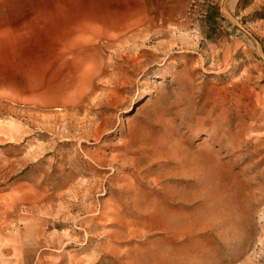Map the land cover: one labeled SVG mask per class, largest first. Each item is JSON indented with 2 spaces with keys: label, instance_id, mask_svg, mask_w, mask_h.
<instances>
[{
  "label": "rangeland",
  "instance_id": "obj_1",
  "mask_svg": "<svg viewBox=\"0 0 264 264\" xmlns=\"http://www.w3.org/2000/svg\"><path fill=\"white\" fill-rule=\"evenodd\" d=\"M54 1L10 23L0 264H264V0Z\"/></svg>",
  "mask_w": 264,
  "mask_h": 264
},
{
  "label": "crops",
  "instance_id": "obj_2",
  "mask_svg": "<svg viewBox=\"0 0 264 264\" xmlns=\"http://www.w3.org/2000/svg\"><path fill=\"white\" fill-rule=\"evenodd\" d=\"M54 0H0V80L4 79V62H5V48H6V64L7 70L10 68L9 48L11 37V22H21L28 19L38 20L36 17L41 16V7L44 5H57ZM28 6L35 7L34 11H29ZM38 10H37V8ZM34 15L35 17L26 18L27 15ZM40 20V18H39Z\"/></svg>",
  "mask_w": 264,
  "mask_h": 264
},
{
  "label": "water",
  "instance_id": "obj_3",
  "mask_svg": "<svg viewBox=\"0 0 264 264\" xmlns=\"http://www.w3.org/2000/svg\"><path fill=\"white\" fill-rule=\"evenodd\" d=\"M226 2H227V0H226ZM226 2H225V3H226ZM223 12H224L226 15L232 17V15H231V14H230L225 8L223 9ZM239 27H240L242 30L246 31L242 26L239 25ZM246 32H247V31H246ZM247 33H248V32H247ZM248 34H249V33H248Z\"/></svg>",
  "mask_w": 264,
  "mask_h": 264
},
{
  "label": "trees",
  "instance_id": "obj_4",
  "mask_svg": "<svg viewBox=\"0 0 264 264\" xmlns=\"http://www.w3.org/2000/svg\"><path fill=\"white\" fill-rule=\"evenodd\" d=\"M216 14H220V13L217 12ZM217 16H218V15H217Z\"/></svg>",
  "mask_w": 264,
  "mask_h": 264
},
{
  "label": "bare ground",
  "instance_id": "obj_5",
  "mask_svg": "<svg viewBox=\"0 0 264 264\" xmlns=\"http://www.w3.org/2000/svg\"><path fill=\"white\" fill-rule=\"evenodd\" d=\"M236 0H234V2H235Z\"/></svg>",
  "mask_w": 264,
  "mask_h": 264
}]
</instances>
